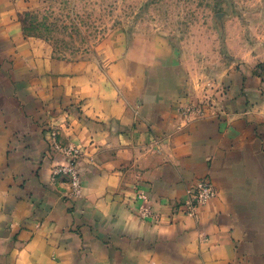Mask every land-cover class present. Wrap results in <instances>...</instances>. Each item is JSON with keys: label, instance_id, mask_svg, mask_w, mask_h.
<instances>
[{"label": "crops", "instance_id": "1", "mask_svg": "<svg viewBox=\"0 0 264 264\" xmlns=\"http://www.w3.org/2000/svg\"><path fill=\"white\" fill-rule=\"evenodd\" d=\"M32 2L0 0V264H264V97L187 92L117 35L57 57ZM73 157L78 193L53 174Z\"/></svg>", "mask_w": 264, "mask_h": 264}, {"label": "rangeland", "instance_id": "2", "mask_svg": "<svg viewBox=\"0 0 264 264\" xmlns=\"http://www.w3.org/2000/svg\"><path fill=\"white\" fill-rule=\"evenodd\" d=\"M22 21L27 36L60 58L92 57L99 42L117 35L143 48L144 57L151 53L168 81L184 82L187 92L211 97L234 84L264 97V0H34ZM57 145L80 154L74 145ZM74 170L73 157L53 174L78 193Z\"/></svg>", "mask_w": 264, "mask_h": 264}, {"label": "built area", "instance_id": "3", "mask_svg": "<svg viewBox=\"0 0 264 264\" xmlns=\"http://www.w3.org/2000/svg\"><path fill=\"white\" fill-rule=\"evenodd\" d=\"M73 166V165H72ZM75 168V165H74ZM76 170V169H75ZM74 170V184L78 183V174ZM216 188L210 178H201L196 184L189 187L188 198L185 202L184 211L187 215L195 216L198 208L207 203L216 195Z\"/></svg>", "mask_w": 264, "mask_h": 264}]
</instances>
